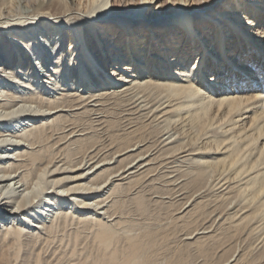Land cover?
Listing matches in <instances>:
<instances>
[{
  "label": "bare ground",
  "instance_id": "bare-ground-1",
  "mask_svg": "<svg viewBox=\"0 0 264 264\" xmlns=\"http://www.w3.org/2000/svg\"><path fill=\"white\" fill-rule=\"evenodd\" d=\"M22 1L28 11L0 0V264H192L189 244L211 260L216 247L224 248L216 243L241 234L255 248L245 245L229 257L224 249L220 264H254L253 249L264 248V0H190L191 7L166 0L168 8L161 0H123L120 8L113 7L117 0ZM47 22L60 36L40 76L38 36ZM147 25L166 28L164 45L151 35L142 40L137 31ZM182 26L188 35L195 31L188 44L177 37ZM117 107L139 122L110 138L119 146L112 156L89 149L72 164L46 154L63 139L56 150L80 147L77 121ZM155 124L165 127L157 151L139 141ZM157 179L178 196L192 186L172 217L175 225L217 213L219 231H210L212 221L187 233L182 249L148 225L127 235L135 227L130 221L104 220L109 210H125L119 196L128 190L144 211L137 188ZM70 224H76L71 241L50 258L42 246ZM81 227L93 230L95 248L85 253L78 249Z\"/></svg>",
  "mask_w": 264,
  "mask_h": 264
},
{
  "label": "rangeland",
  "instance_id": "rangeland-1",
  "mask_svg": "<svg viewBox=\"0 0 264 264\" xmlns=\"http://www.w3.org/2000/svg\"><path fill=\"white\" fill-rule=\"evenodd\" d=\"M185 1H186V4L189 7L192 6V2L190 0H185ZM123 2H124L123 0L122 1H118L117 0L114 3V4L117 3V5L116 6L113 5V7H116V8L119 7L120 8V7H122L125 4ZM134 2H135V0H131V4L132 5L134 4ZM14 5L17 7V9H19L22 12L29 10L28 5L26 3H24L22 0H14ZM161 5L162 6L166 5L167 8L170 6L169 3H166V0H161ZM55 24L56 23H53L52 24L51 22H47L46 23V27H42V30L43 31L38 36L39 43H40V45L42 46V49H43V51L41 53L40 61L37 60V64H36L37 67H38V70L42 71V74L40 76H43L44 75L43 74L44 73L43 70H44V67H45V64H46V60H47L46 58H47V56L52 51V48H53V46H52L53 40L54 39L58 40V38L60 36V33L59 32H55L57 30L56 29L57 27H56ZM38 29H41V27H39ZM48 29H50V30L53 29V30L51 32L50 31L48 32ZM97 29H99V28H97ZM164 30H166V28H162V27L155 28V27H152V26L147 25V26L139 27L138 28V31H137V34L140 35V36L142 35L141 38H142L143 41H148L146 39L148 38V35H151L150 36V39H151V37H155L156 38L155 41L158 40V41H160V44L164 45L165 43L163 41L165 40V33H166V32H164ZM186 32H188V30H187V28H185V26L184 27L183 26L180 27V34H178L177 37L178 38L180 37L181 39H184V41H185L184 43L185 44H188L191 35L192 36H195V31H191V33L189 35ZM154 34H155V36H153ZM150 41L151 40H149V42ZM118 42L121 44V42L119 40H118ZM144 43H143V45H144ZM157 44H159V43L156 42V45ZM52 56H50L51 57V60H53V57ZM122 108L121 107H117L115 109H112V110H114V112L112 110H110V111L109 110H104L103 113H101L102 111H99L100 113L98 111H96V112L93 111L91 113L86 114L85 116H83L82 118H80L82 121L79 120L76 123L77 130H79V132H81L82 136L84 137V139H82L83 140L82 141V144L83 145L81 144V145H79L80 147H78L80 149H78L77 147L75 149V146H72L71 145V146H69L70 153L66 149H65L66 151L65 150H56L57 145L59 143H63V140H65V139H63V140H61L57 144L54 143L56 146L54 144H52L51 147L46 148L48 150V151L46 150L47 151L46 154L48 153L47 155L51 156L52 159H61L62 158L64 160L67 159V161H70L71 160L72 161V164L75 163V162H78V161H80L82 159H84L88 155V152H90V151H98L99 156H102L104 154H106V156H108V157L112 156L119 149V148H117L119 146H118V143H117L118 141L117 142H116V140L115 141L114 140L111 141L110 138L111 137L114 138V136H116V135L117 136H122V135L125 136L126 135V132L128 131V128L130 126H132V125L136 126L137 123L139 122L138 120L133 121V122H129L126 119V117H125V112H124L125 110H123ZM120 109H121V111H120ZM104 112H106V113H104ZM98 116H103L104 117V119H105L104 120L105 122H103L104 124L102 123V124L99 125L97 123L95 124L94 122H91V121H93L95 119V117H98ZM112 119H113V121H112ZM79 122H82V123H79ZM108 122H115L114 127H112V128L109 127L108 124H107ZM92 123H94V125ZM102 126H104V127H102ZM153 129L155 130L154 132H149V130H146L145 133H142V136L139 137V141H140L141 144H146V143L148 144V143H150V146L152 144L151 149L152 150H155L157 148L155 150V151H157L159 149V147H160L159 146V143H158V140H157V136H159V134H162L165 131L164 130L165 127H163L162 124H159V125H156L155 127H153ZM85 131H87V132H85ZM121 131H125V132L122 133ZM83 133H85V134H83ZM120 133H121V135H119ZM87 137H88V139H87ZM149 139H150V142L148 141ZM89 140H90V142H89ZM109 140H110V142H109ZM84 142H86V143H84ZM111 142H113V143L115 142L116 144L114 143V146H113V143H111ZM156 142H157V145H156ZM109 143L112 145L113 148L110 147L111 145H109ZM116 148H117V150L115 151ZM85 151L86 152L88 151V152L86 153ZM109 154H111V155H109ZM152 182H150V184H149L151 186V183H152V186L151 187L149 185H147L146 183L139 184L141 186V188H143V191H141L142 190L141 188H137V190L138 189L140 190V191L138 190L137 193L140 194V195L143 194L144 197H145V199H146V202H145V210L144 211L138 210L135 201L133 199H131L135 195V191L131 190L132 191L131 192V191L128 190L127 193H125V195L124 194H120V196H119V199L121 201L123 200L122 201L123 202L122 204L124 205V209L125 210L124 211H120V210H109V212L107 214H105L104 220L107 221L109 218H110L109 219L110 221L120 220L121 221L120 224L122 226H125L126 225V222L130 221L135 227L125 229V232H126L127 235H137V234L141 233L144 230V228H145L146 225H148V227H150L156 233H160V232L169 233V236H171V238H170L171 240L169 239L170 246L173 244L172 247H180L182 249H185V247H186L185 246L186 240L183 239L184 238L183 235L186 236L187 233H190V232H192V231H194L196 229L201 230V227L202 226L203 227H205V226L206 227L207 226H211L213 224V222H214V219L213 218L217 215V213H215L216 215L214 214V216H211L210 218L207 217V216H204V218L199 219L200 220V223H199V220L197 222L200 224V226L197 225V222L194 223V224H192V225H190L189 227H184L183 225L181 226V225H178V224L175 225L172 217L184 205V203L189 200V198L191 196V192H192V188H191L192 186L187 187L184 190L185 191L184 194H181L180 196H178V194H179L178 190L173 189V186H171L170 184L168 186V183L165 182V181H163V179H159V181L157 179L156 181H152ZM153 186L155 187L154 189H153ZM154 192H157V193H154ZM177 192H178V194H177ZM132 194H133V196H131ZM150 194L153 195V199H152V196H150L151 198L149 197ZM170 194H171V196H170ZM156 195H158L159 197H157ZM147 198H149V199H147ZM159 199H161L164 204H162V203H156L155 202V200H159ZM223 206H220V209H218V210L220 211L221 209H223L222 208ZM205 209L208 212H210V211L212 212L213 211V208H211L209 210V208L206 207ZM114 211H115V213H113ZM116 212H119V213H116ZM205 217L208 218V219L206 220ZM112 218H114V219H112ZM201 220H202V222H201ZM211 222H212V224H211ZM215 223L216 222H214V224L211 226L212 227L211 230H210V228L209 229H206V230H210L212 232H216L214 230L219 231L218 228L216 229V227H217L218 224L217 223L215 224ZM179 224H180V221H179ZM58 227L51 234L52 235L51 236V242L48 245H43L42 246L43 248L46 249L47 252L51 253L50 258H53V259L56 258V256H57V255H55L57 248H58V250H59L60 247L62 249H65L67 247V243H69V241H71L72 233H74V231H76V224H70V227L67 226L64 229H62L60 226H58ZM195 227H197V228H195ZM83 229L84 228H82V227L78 229L80 232L83 231L82 232L83 235L81 233V236L82 237L79 238V241H78L79 246H78V243H77V246H78V249H80L81 252L85 253V251L87 250V248H88V250L91 249V248H95V245L93 244V236H92L93 230H90V229L85 230L84 229L85 230L84 231ZM212 232H210V233H212ZM219 234H220V232H219ZM237 236H240V237H237V239H239V240H237V239L234 240V238H236V237H232L231 238V236L230 237L228 236L229 239H233L232 243L229 240L231 244L228 243L229 242L228 239H227V241L224 240V243H222L221 241L219 243H216V244H218V246L219 245L221 246V244H222L224 246V248L223 247L222 248L221 247L218 248V247H216L217 245H214L216 247V248L214 247L216 249L214 251L213 250L214 248H211L210 247L212 249L211 252L214 251L211 254L212 255L211 260L208 259V258H207L208 260L207 259H204L205 257L202 256V255L199 257L198 256L199 255V252H197L198 250L196 249L195 245H193V247L191 248L190 245H192L193 243L192 244H189L188 243L189 246H187L188 247V250L187 251L189 252V254L192 255L191 258L193 260V262H191V263L192 264H205V262L208 261V264H220V263H222V261H224V259H226L225 256L229 257L230 255H232L235 252H236L235 254L241 253V252H243V250H246L245 248H248L251 244H253V246L252 245L251 246L255 248L254 243L252 241H250L251 238H245V236L242 235V234L241 235H237ZM69 238H70V240H69ZM243 240H245L246 243H248L250 241L249 242V245L246 244ZM225 241H226V243H225ZM235 241H236V243H233ZM238 241H239V243H238ZM181 243H184V248H183V245L180 246ZM174 244H175V246H174ZM224 244L225 245L228 244V245L225 246ZM120 245H124V241L123 240L120 242ZM177 245H179V246H177ZM245 245H247L248 247L245 246ZM48 246H49V248H48ZM229 246L232 247V248L230 249ZM81 247H82V249H81ZM85 247H87V248L85 249ZM260 248L262 249L263 247H259V248L256 247L257 251H256V249L255 250L253 249V252L250 255L253 258L252 257H249V259L250 258L252 259V260H250L251 262L253 261L252 263H254L256 261L254 264H256V263L257 264L258 263L260 264V263H263L264 262V248L262 250ZM217 249H219V250H217ZM220 249H221V251H220ZM224 249H227V250L229 249V251L227 252L226 255H225V253H226L227 250L225 251ZM80 251L78 253H79L80 258H81V256L83 257V255H81V252ZM52 252H54L53 253L54 255L52 254ZM254 255H257V257L254 256ZM260 255H261V257H260ZM202 259L204 260L203 262H202ZM206 264H207V262H206Z\"/></svg>",
  "mask_w": 264,
  "mask_h": 264
}]
</instances>
